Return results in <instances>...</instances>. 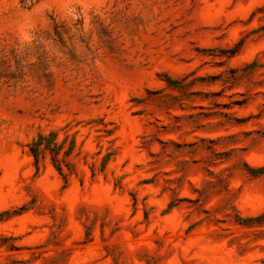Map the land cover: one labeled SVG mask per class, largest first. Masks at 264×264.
Returning <instances> with one entry per match:
<instances>
[{"label": "rangeland", "instance_id": "374dc122", "mask_svg": "<svg viewBox=\"0 0 264 264\" xmlns=\"http://www.w3.org/2000/svg\"><path fill=\"white\" fill-rule=\"evenodd\" d=\"M0 264H264V0H0Z\"/></svg>", "mask_w": 264, "mask_h": 264}, {"label": "trees", "instance_id": "16d2710c", "mask_svg": "<svg viewBox=\"0 0 264 264\" xmlns=\"http://www.w3.org/2000/svg\"><path fill=\"white\" fill-rule=\"evenodd\" d=\"M54 135L55 134L53 132H51L49 135H45V134L41 133V134H39L37 139H35L33 141L32 145H31V150H32L33 155L35 156L36 160L39 159L40 149H41V146H43V145L46 148H49L51 151H53L54 154L56 153L55 149L51 145ZM249 169L252 172H260V169L256 168V167L249 166Z\"/></svg>", "mask_w": 264, "mask_h": 264}]
</instances>
